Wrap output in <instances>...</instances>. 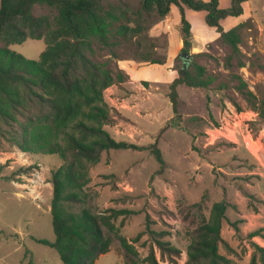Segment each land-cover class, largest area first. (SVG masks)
<instances>
[{"label": "rangeland", "instance_id": "374dc122", "mask_svg": "<svg viewBox=\"0 0 264 264\" xmlns=\"http://www.w3.org/2000/svg\"><path fill=\"white\" fill-rule=\"evenodd\" d=\"M230 3L219 0L221 8ZM243 6L240 16L221 21L224 30L241 23L240 52L229 59L230 47L212 31L203 42L193 38L185 59L181 25L173 11L162 20L146 22L142 36L114 47L117 57L101 49L94 55L124 76L123 85L118 82L104 92L114 118L105 129L116 140L155 144L164 164L160 166L152 148L105 151L89 169L86 203L95 212L135 211L119 226L129 240L146 226L164 231L162 238L181 251L174 264H186L188 232L208 217L212 203L224 194L229 206L220 253L232 264H249L252 243L264 247L263 237L249 236L264 227V122L259 116L264 109V0H247ZM186 10L192 28L207 35L211 27L204 11ZM33 12L52 17L56 10L35 4ZM44 48L41 39L10 46L29 59H37ZM187 61L205 67L212 80L208 86L191 87L181 81ZM135 68L143 70L135 73ZM175 116L177 126L169 123ZM61 163L56 154L24 152L0 138V264H64L54 248L36 240L55 237L49 180ZM120 221L121 216L116 225ZM133 243L141 258L152 245L159 264H172L160 259L148 232ZM95 264H125L120 247L112 245Z\"/></svg>", "mask_w": 264, "mask_h": 264}, {"label": "trees", "instance_id": "16d2710c", "mask_svg": "<svg viewBox=\"0 0 264 264\" xmlns=\"http://www.w3.org/2000/svg\"><path fill=\"white\" fill-rule=\"evenodd\" d=\"M0 0V138L29 153L56 154L62 163L51 171L52 198L50 213L54 240L37 238L54 248L64 264H95L96 259L117 244L125 264H159L152 245L141 258L134 245L148 232L161 260L176 263L180 249L163 239L164 231L146 230L129 240L119 226L132 209L107 208L95 212L86 201L89 169L111 149L152 148L160 166L164 164L155 144L149 147L126 140H116L105 129L114 122L111 106L104 97L109 86L121 83L108 61L94 59L97 49L117 57L114 47L142 36L146 22L164 19L172 6L180 13L181 52L191 47L192 31L185 7L204 11L205 23L219 33V41L230 47L228 59L239 54L240 36L236 24L224 30L221 21L240 16L247 0H231L221 8L219 0H139L137 5L117 0ZM47 5L56 10L34 14L33 6ZM27 39L43 40L45 48L37 59H29L10 49ZM144 58V57H143ZM151 62L162 63L161 59ZM181 81L191 87H206L211 79L205 67L187 61ZM174 80L172 84H175ZM246 86L245 83H242ZM251 94L250 91H247ZM176 105V93L171 92ZM264 122V109L259 110ZM179 124L177 116L169 120ZM229 202L224 194L212 203L207 218L188 232L186 264H232L220 253L222 225L228 220ZM121 216L119 225L115 221ZM262 228L249 233L263 237ZM249 264H264V247L252 243ZM30 264H33L29 261Z\"/></svg>", "mask_w": 264, "mask_h": 264}, {"label": "crops", "instance_id": "0c3cea01", "mask_svg": "<svg viewBox=\"0 0 264 264\" xmlns=\"http://www.w3.org/2000/svg\"><path fill=\"white\" fill-rule=\"evenodd\" d=\"M176 12V18H177V20H178V22H180V13H179V10H178V8L176 7V6H172L171 7V10H170V12ZM169 12V13H170ZM186 13H187V10H186V7H185V15H186ZM205 13V12H204ZM204 16H205V14H204ZM186 18L188 19V17H187V15H186ZM189 20V19H188ZM205 21V20H204ZM190 24H191V22H190ZM236 24V23H235ZM234 24V25H235ZM233 25V26H234ZM191 31H192V39H191V42H193V38H194V40L195 41H197V40H199V41H204L209 35H210V32L212 31L213 33L215 32V33H218L216 30H215V28L214 27H211V29L210 30H208V33H207V35H205V34H203V33H201L200 35L194 30V28H192V24H191ZM182 39V38H181ZM192 44V43H191ZM136 70H134V72L135 71H140V70H143L142 68H135ZM136 73V72H135ZM164 75V74H163ZM165 76V75H164ZM122 84V83H121ZM114 85V84H113ZM123 85V84H122ZM112 86V85H111ZM110 87V86H109ZM108 87V88H109ZM107 89V88H106Z\"/></svg>", "mask_w": 264, "mask_h": 264}, {"label": "water", "instance_id": "95a60500", "mask_svg": "<svg viewBox=\"0 0 264 264\" xmlns=\"http://www.w3.org/2000/svg\"><path fill=\"white\" fill-rule=\"evenodd\" d=\"M181 54L183 55V57H184L185 59H187V58H188V55H189V53H188V52H182Z\"/></svg>", "mask_w": 264, "mask_h": 264}]
</instances>
